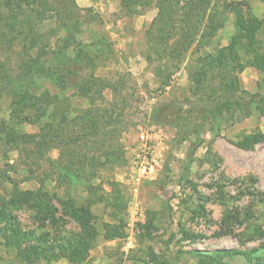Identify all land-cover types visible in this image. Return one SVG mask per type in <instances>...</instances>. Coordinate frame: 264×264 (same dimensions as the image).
<instances>
[{"label":"rangeland","instance_id":"rangeland-1","mask_svg":"<svg viewBox=\"0 0 264 264\" xmlns=\"http://www.w3.org/2000/svg\"><path fill=\"white\" fill-rule=\"evenodd\" d=\"M263 25L264 0H0V264H264Z\"/></svg>","mask_w":264,"mask_h":264},{"label":"trees","instance_id":"trees-1","mask_svg":"<svg viewBox=\"0 0 264 264\" xmlns=\"http://www.w3.org/2000/svg\"><path fill=\"white\" fill-rule=\"evenodd\" d=\"M260 25H262L261 22H260ZM263 26H264V25H263ZM237 29L240 30V28H237ZM251 38H253V35H252ZM263 56H264V55H263ZM263 56H261V61H262V59L264 58ZM35 61L37 62L38 60H35ZM69 77H71V74H70V73H66V74L63 76V79H64L65 81H67V79H69ZM91 81H93V78H92ZM86 82H87V84H86L84 87H82V88L80 89V91H83V94H84L85 96L88 97V96L90 95L91 91H92V88H91L92 83H91L90 81H86ZM99 83H101V82H99ZM262 101L264 102V99H263ZM258 104H259V103L257 102V105H258ZM236 105H238L237 102H227V101H224V102H222L221 104H219L218 106H216L215 111H216L217 114L219 113V111H222V110H225V111H227V112H230V111L233 109V107L236 106ZM12 134H13V137H14L15 139L21 137L22 139H26V140H28V138L31 137L30 135H27V134H23V135H20V136L15 135L14 132H13ZM248 140H249V139H247V141H248ZM261 141H264V135H256V136H254L252 142H246V143H243L242 145H243L244 148H246V147L252 145V143H257V142H261ZM15 231H16V233H18V236H19L18 239H19L20 241H24V240H26V238H27V235H26V234H23V235H24V236H23L21 231H19V230H15ZM224 254H226V255H228V256H234V255H240V254H243V253L240 252V251H237V250H231V251H228V252H226V253H224ZM152 262H153V264H164V262H160V261L157 260V259H156V260H152Z\"/></svg>","mask_w":264,"mask_h":264}]
</instances>
